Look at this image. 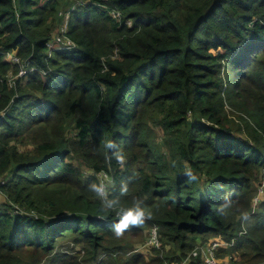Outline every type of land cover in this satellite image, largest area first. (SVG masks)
<instances>
[{"label":"trees","instance_id":"obj_1","mask_svg":"<svg viewBox=\"0 0 264 264\" xmlns=\"http://www.w3.org/2000/svg\"><path fill=\"white\" fill-rule=\"evenodd\" d=\"M258 183L264 0H0V264H264Z\"/></svg>","mask_w":264,"mask_h":264},{"label":"built area","instance_id":"obj_2","mask_svg":"<svg viewBox=\"0 0 264 264\" xmlns=\"http://www.w3.org/2000/svg\"><path fill=\"white\" fill-rule=\"evenodd\" d=\"M115 16H118L119 13L116 11H113ZM66 32V28L62 27L61 30H59L57 33H55L52 38L46 43L49 51H52L53 49H57L60 48L62 46H74V42L65 35ZM9 57V58H8ZM5 59L13 61L15 63L19 62L20 63V58L14 53V52H9L7 54V56L5 57ZM27 65L22 63V67L21 70L19 71V76H23L26 75V73L28 71H32L34 70V68H27ZM102 176L107 177L106 174H100V178H102ZM103 179V178H102ZM104 187V192H106V185L103 184ZM262 188L260 189L261 192ZM255 202H258V198L255 199ZM156 227V232L155 234H153V231L151 228V230L149 231V235L148 238L146 239L145 242V246L147 247H159L160 246V241H159V236H158V227ZM232 243L223 241L221 239H215L212 240L210 243L203 245L200 244L198 246L195 247V249L193 250V252L191 253L192 256H198V255H202L206 261L207 264H233L232 260H231V256H226V258H220L217 254L216 251L220 248V247H228L231 246ZM186 259L182 261V263H170V264H185L186 263Z\"/></svg>","mask_w":264,"mask_h":264},{"label":"clouds","instance_id":"obj_3","mask_svg":"<svg viewBox=\"0 0 264 264\" xmlns=\"http://www.w3.org/2000/svg\"><path fill=\"white\" fill-rule=\"evenodd\" d=\"M114 142L112 140H108L106 142V147L112 148L114 147ZM116 159L118 162L123 163L125 157L121 155L119 152L116 154ZM93 189L98 195L104 194V187L103 185H92ZM127 191V189H125ZM115 202H109L108 207H113ZM117 218L119 219V223L116 225L114 229V235L119 238L124 235L126 230L130 227H143L146 223V220L152 219V213L146 212L140 205L137 203L135 206L132 207H121L117 210ZM249 217L248 212L241 213V218L247 220ZM153 234L156 232V227L153 226Z\"/></svg>","mask_w":264,"mask_h":264},{"label":"rangeland","instance_id":"obj_4","mask_svg":"<svg viewBox=\"0 0 264 264\" xmlns=\"http://www.w3.org/2000/svg\"><path fill=\"white\" fill-rule=\"evenodd\" d=\"M157 132H158V136L161 138L162 137V131L160 129H157ZM102 178H103L104 183H109L110 180H109L108 177L102 176ZM105 185H106V187L108 186L107 184H105ZM258 185H259V193L257 194L256 198H258V200L260 201V200H262L264 198V184L258 183ZM261 188H262V190L260 192ZM106 195H107V193L104 192V194L102 196L105 197ZM258 202H255L254 204L256 205ZM145 233L147 235V232H145ZM145 242H146V239H145V241H139L138 242L139 244L137 245V249L138 250H143V252L145 254H147L149 250H148L147 246H145Z\"/></svg>","mask_w":264,"mask_h":264},{"label":"crops","instance_id":"obj_5","mask_svg":"<svg viewBox=\"0 0 264 264\" xmlns=\"http://www.w3.org/2000/svg\"><path fill=\"white\" fill-rule=\"evenodd\" d=\"M6 197L0 192V202H4Z\"/></svg>","mask_w":264,"mask_h":264}]
</instances>
